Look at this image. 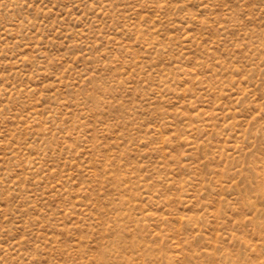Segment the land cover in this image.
<instances>
[{"label": "rangeland", "instance_id": "rangeland-1", "mask_svg": "<svg viewBox=\"0 0 264 264\" xmlns=\"http://www.w3.org/2000/svg\"><path fill=\"white\" fill-rule=\"evenodd\" d=\"M0 264H264V0H0Z\"/></svg>", "mask_w": 264, "mask_h": 264}]
</instances>
